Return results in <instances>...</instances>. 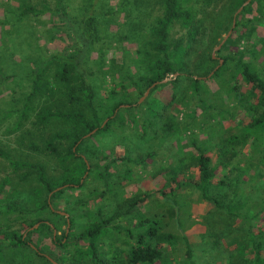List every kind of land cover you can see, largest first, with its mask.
<instances>
[{"label": "trees", "instance_id": "trees-1", "mask_svg": "<svg viewBox=\"0 0 264 264\" xmlns=\"http://www.w3.org/2000/svg\"><path fill=\"white\" fill-rule=\"evenodd\" d=\"M108 1L39 0V7L24 0L18 1L19 6L15 12L17 19L25 15L35 19L37 15L47 12L48 22L53 28H57L55 30L71 29V18L66 15L68 7L75 11L83 10L85 13L81 19L82 27L64 31L65 35L72 39L65 51L40 54V60L33 54L34 50L29 52L28 58L34 63L26 73L32 76L30 87L24 91L21 100L17 97L20 104L16 108L18 117L16 125L13 126V129H17L23 119L29 121V125L20 130L21 135L28 137H15L17 146L23 147L26 150L23 154L26 155L11 160L8 158V152L0 149V154L7 159L12 171L18 170L19 178L23 181L22 187L18 188L9 185L8 177L0 179V264H175V258L167 254L174 253L179 242L182 243V257L190 258L192 251L188 240L183 233H178L181 205L174 197L178 189L185 184L195 188L216 210L244 223L242 235L247 237L248 247L240 244L238 254L245 264H264V229L261 224L254 222L257 215L263 211L264 201L251 210L247 202H243L250 194L242 197V203H223L208 190L210 184H230L227 171L245 165L244 161L239 164L242 160L237 156L241 154V148L253 144L256 133H264V76L253 68L250 62L243 59L246 49L237 46L240 38L253 40L250 52L256 54L262 49L261 52L264 53V35L257 34L256 24L250 23L258 19L256 15L264 17V0H248L234 16L233 10L244 0H230L232 11L228 19L221 18L220 15V19H217L214 27L209 30L211 35L208 48L218 42V36L231 27L234 18L230 33L216 51L222 58V63L213 69L210 77L221 78L222 74H226L221 78L225 86L224 93L227 97L228 94L236 97L243 106V112L250 116L248 121L242 124L238 134L231 132L226 137H215L220 133H208L211 137H206L205 143L198 141L196 130L202 127V123H209V119L214 117V111L220 117L231 118L234 106L230 104L213 108V104L202 98L204 80L199 76L208 73L217 64L210 52L203 55L201 53L194 61L191 71L195 74L189 75L186 71L187 59L184 56H188L192 51L188 44L194 40L199 28L202 33L205 32V27H200L204 17L195 21L193 17L197 15V11L192 10L189 5L182 6L180 0H158L161 5L160 13L153 21L147 22L144 28L145 22L141 19L143 12L142 8L140 9L143 0H116L114 4ZM112 8L118 11L131 10L135 13H124L121 19H117V11ZM246 10H252L255 16L252 19L242 18ZM138 16L139 19L135 20ZM25 18L30 20L28 16ZM175 21L187 26L185 45L181 44V37L174 43L168 41L169 29ZM99 22L104 24L98 27ZM110 23L116 24V29L111 30ZM31 28V20L21 25L22 32H31L33 35ZM142 28L147 30L149 36H145L143 41L149 40L148 44H151L152 48V54L149 56L151 59L143 62L144 72L134 76L126 72L122 79L115 80L113 72L116 70L112 68L111 72L109 71L112 64L109 60L106 71L110 72L114 84L105 87V97L102 94L95 95L97 87H93V80H88L87 77L94 72L96 75L100 73L102 78L104 70L101 62L105 61L103 55L106 43L111 39L121 41L124 36L141 32ZM103 37L107 39L104 40ZM234 41L235 47L230 49L229 46L233 45ZM255 42L260 44L259 48ZM92 50L98 58L89 57L91 60H88L86 55ZM174 71H178V74L149 89L150 94L160 85H170L169 101L162 102L159 107H152V116H159L166 107L171 108L172 102L184 106L189 97L194 96L195 103L201 106L200 111L205 117L197 121L199 124L194 125L189 119L178 118V112L175 110L174 115L166 114L159 121V133H156L151 127L152 121L142 119L143 125L135 127L136 115L125 117L129 106L116 109L119 104L130 103L125 97V92L121 94L120 99L115 98L119 89L129 92L131 88H136L138 96L152 81ZM11 72L8 75L11 76ZM184 76L189 80L188 90L178 96L179 82ZM134 77L137 80L132 79ZM126 80L129 83H125ZM147 98L142 103H147ZM244 102L245 104H242ZM191 109L193 115L195 106ZM123 116L133 135L139 131V136L146 137V132L150 131L151 137L158 134L163 140L172 141L186 133L183 147L188 150L177 154L175 163H169L166 167L153 164L151 169H155V172L150 174L151 177L161 171L167 172V182L162 184L165 190H156L161 192L162 202L173 204L167 207L169 211L155 210L150 213L138 207V203L149 199L150 192H153L148 189L143 191L136 187L128 195L123 193L124 181L132 183L138 176L137 171L136 174L132 172L128 163L134 161L141 171L147 169V160L154 153L152 149L136 157H130L129 153L112 155L110 150H103L100 141H93V137H90L108 129L114 120L123 119ZM105 117H108L107 120L100 125ZM53 121L58 123V126L48 134H42L44 130L51 128ZM238 123L239 119L233 126ZM93 128L96 129L90 136L82 137ZM33 135L36 137H31ZM212 148L216 152L214 161H211L212 155L209 152ZM37 153L54 159L58 171L47 173L41 162L27 157ZM186 153L187 155H184ZM263 159L264 151L259 157V160ZM117 160L126 162L128 166L122 168L120 178L112 181L115 174H118ZM189 165L196 167L198 175L193 182L181 176L182 168ZM51 168L54 169V166L51 165ZM216 169L223 172L217 175ZM84 172L85 177L80 180ZM254 175L255 173L252 178ZM131 179L132 181H129ZM239 179L244 182L247 179L246 174L239 175ZM60 201L63 202L62 205L58 203ZM165 215H168V220L173 223L177 232L164 229L169 222L164 221ZM35 223L37 224L34 226ZM119 234L121 235L118 237ZM105 237L112 239L104 241ZM119 239L124 241L123 247L116 243Z\"/></svg>", "mask_w": 264, "mask_h": 264}, {"label": "rangeland", "instance_id": "rangeland-1", "mask_svg": "<svg viewBox=\"0 0 264 264\" xmlns=\"http://www.w3.org/2000/svg\"><path fill=\"white\" fill-rule=\"evenodd\" d=\"M18 1L0 0V149L8 152V158H10L11 160L15 158L20 159L22 155H26L23 154L26 150L23 147L17 146L15 137H28L21 135L20 130L23 129V127L28 126L29 121L28 119H23L21 121V125L17 129H13V126L16 125L15 122L17 121L18 117L16 108L20 104V101L17 100V97H19V99L21 100L24 91H27V89H29L30 87L32 76L26 73L31 70V67L34 66V63L31 62V60H29L28 58L30 54L29 52L34 50L33 54L37 56L36 58L38 60H40V54L46 55L48 52L65 51L66 48H69L72 39L70 40V38L65 35L64 31H70L72 28L78 29L79 27H82L81 19L83 18L85 13L83 12V10L75 11L72 10V8L68 7L66 15L71 18V29L55 30L57 28H53L50 25V22H48L49 14L47 12L41 15H37V18L35 19L31 18L30 15H25L24 17L22 16L20 19H17L15 12L17 10V7L19 6ZM63 1L65 2L66 0ZM115 1L116 0H109L108 2L114 4ZM180 1L182 6L189 5L192 10L197 11V15L193 17L195 21H197L196 19L200 17H204V21L200 23V27H202V29L203 27H205V32L202 33L201 28H199L194 40L191 41L190 44H188L192 51L188 56H184V58L187 59L186 71L189 75L195 74L191 71L194 61L199 56L207 52H210L212 58L217 60V64H215L210 70L213 71V69H215L222 63V58L216 53V51L225 39L217 47L215 46L219 43L223 35L230 27L218 36L219 40L217 43L209 46L208 48V39L210 37L209 35H211L209 33V30L210 28L214 27L215 21L217 19H220V15L221 18L224 17V19H228V15L230 14V11H232V9H230L232 2L230 3V0ZM24 2L34 3L33 5L37 7L41 6L39 4V0H24ZM142 3L143 4L140 7V9L142 8L141 11L143 12L141 19H144V28H146L147 22L153 21L154 17L160 13L161 5L158 0H143ZM112 9L117 11L115 12L116 15L118 14V18L116 17L117 19H121L124 13H135L131 12V10L125 11L121 9L118 11L116 8ZM236 9L233 10L232 14H234ZM243 15L244 16L242 18L250 19L255 16L253 15L252 10H246ZM26 16H28L32 21V28L30 30L32 31L33 35L31 34V32L25 33L21 31V25H23V23L26 21H30L26 20ZM256 17H258V19L255 22L250 21V23L256 24L255 29L257 34L264 35V17L257 15ZM138 19L139 16L135 18V20ZM54 21L56 22L55 19ZM102 21L103 20H100V22ZM100 22L98 27H101L102 24H104ZM116 27L117 26L114 23L109 24V28L111 30L116 29ZM186 30L187 26L182 25L179 21L173 22L167 36L169 43H174L177 38L181 37V44L185 45L187 37ZM76 33L77 31H75V34ZM131 35L132 36H124L121 41L111 39L109 43H106L103 55L105 61L103 63L101 62V67L104 70L102 72V78L100 76V73L96 75L94 74V72L87 77L88 80H93V87H97L95 95L101 96L102 94L103 97H105L107 95L106 89L114 84L111 80V75L109 74L112 68L116 70L113 72L115 80L116 78L120 79L126 72H129L132 76L136 75L137 73L144 72L143 62L151 59V57L149 56H151L152 54L151 44H148L149 40L148 42L143 41L144 39H146L145 36L147 38L149 37L147 30H144L142 28L141 32H136L135 34L132 33ZM103 39L105 40L107 38L103 37ZM251 41L245 40V38H240L238 40L237 46L238 48L246 49L243 59L250 62L253 68L258 70L259 73L264 76V53L261 52L262 49H260L256 54H252L250 50L252 49L254 43L253 40ZM234 44H236L235 41L233 42V45L229 46V48L234 49ZM255 45L258 48L260 47V44L256 42ZM223 50L225 51L226 49ZM38 51L40 52L38 53ZM86 57L88 60H91L90 58L94 57L98 58L94 50H92L89 55H86ZM109 60L112 61V64L109 68L110 72L106 71ZM90 69L92 70V68ZM10 70H12V72ZM210 71L199 76L204 80L202 84V98L210 104H213V108L221 105L228 106L230 104H232L234 108L232 109L233 114L231 118L226 119L220 117L219 114L215 113L216 111H214V117L212 119H209V123H202L203 125L202 127H200V129L196 128L197 130L195 136L198 137V141L200 143L207 142L206 137H211L209 136L210 133H214L215 135L216 133H220L219 136L216 135L215 137H226L231 132L238 134V131L241 128L242 124L246 123L250 116L247 113L243 112V106L239 104L238 100H236V97H234L233 95L231 96V94H228L227 97V95L224 93L225 86H223V79L221 78L222 76H226V74H222L221 78H211ZM9 72L12 73L11 76L8 75ZM177 74L178 71L169 72L164 77L157 79L158 82H156L155 84L167 82L171 77H174ZM132 79L137 80L136 77ZM99 80H101V82H99ZM125 83L129 82L127 81ZM188 83V77L184 76L183 79L179 82V89L177 90L178 96L186 93V90H188ZM152 86L148 88L146 94H144L141 98L139 97L142 95L147 86L138 96L136 94V88H131V90H128L129 92H126L127 90L123 91L119 89V94H116L115 96L116 99H120L121 94L125 92V97L129 99L130 103L119 104L116 109L118 107L129 106L127 111H125V117L131 118L132 115L135 114L136 116L134 118H136L137 121L135 127L143 125L141 120L145 119V121H152L153 124L151 127L155 129L156 133H159V121H161L166 114L170 113L171 115H174L175 110H177L178 112V118L185 120L189 119L194 125L200 123L197 122L198 120L205 119V117L202 116V112L200 111L201 106L195 103L196 100L194 96L189 97L188 103H185L184 106L179 103L176 104L172 102L171 108L170 106L169 108L166 107L159 116L153 117L152 107H159L162 102L166 103L169 101L170 85L168 83L160 85L156 89H154L152 93L149 94V89ZM146 98L148 102L142 103V101ZM134 99L135 101H133ZM242 104H245V102ZM194 106L195 110L192 115L191 108ZM11 109H13V111H11ZM116 109H114V111ZM8 110H10V114H8ZM252 114L253 113H251V115ZM107 118L108 117H105L104 119L107 120ZM237 119H239L240 123H238V125L236 126H233ZM103 120L101 124L106 121L105 120L103 122ZM124 120L125 119L123 116V119L118 118L114 120V122L110 124L111 126L108 129L99 131L96 135H91L94 131L85 136L84 133L82 137L91 135L90 137H93V141H100L99 144L102 145L103 150H110L112 155L129 153L130 157H136L137 155L139 156L140 154H143L146 150L149 151L152 149L154 153L147 160V162L149 163L147 169L141 171L140 169H138L134 161H132L133 163H128L129 168H132L131 170L134 174H136L135 171H137L138 179L135 178L136 180L132 183H127V180L124 181L123 193L125 195H128L129 193L134 191L136 187L139 188V190L143 191H145V189H148L149 191L153 192H150L151 194L149 195V199H146L142 203H138V207L142 208V210L146 209L150 211V213L155 210H167V207L173 204L167 201L162 202L163 196L160 195L161 192L156 190L157 188L161 190L163 189V191L165 190V186H162V184L163 182H167V179H165V176H167V172L164 173L163 171H161L156 174L155 177H151L150 174L155 172V169H151L153 164H161V166L166 167V165L169 163H175L176 155H179L184 150H188L187 147H183L184 140L186 139V133L181 134L183 135L182 137H175L176 139L172 141L170 139L163 140L162 137H160L158 134H156V137H151L150 131L146 132V137H141L139 136V131L137 130L138 132L135 133L137 135L136 136L131 133V128L128 126L129 124H126ZM56 126H58V123L53 121L51 128L48 130H44L42 134H48L51 129ZM195 127L196 126H194V129ZM31 137L36 136L33 135ZM254 137L255 139L253 144H248L246 148V145L243 146L241 148V154L237 155L238 159L242 160V162L239 161V164H242L244 161L245 165L236 168H230V170L227 171L230 184L228 185L224 183L219 186L210 184L208 188L209 193L213 194L223 203H235V201L242 203V197L245 194H250L247 200L243 202H247L250 207L249 209L251 210L252 207H256L259 202L264 201V159L259 160L262 151H264V133H256ZM209 152L212 155L211 161H214V158L216 156L214 154L216 153L215 149L212 148ZM184 155H187V153ZM27 157L41 162L47 173L58 171L54 159L48 158V156L44 154L37 153ZM116 163V172L118 174H115V176L112 178V181H114L115 178H120L119 174H122V168H126L128 166L127 163L122 160H117ZM51 165L54 166V169L51 168ZM111 166L113 167L114 165ZM222 172L223 171L216 169L217 175H220ZM254 173L255 175L252 178V175ZM85 174L86 172L83 173L80 180L85 177ZM242 174H246L247 176V179L244 180V182L242 179H239V175ZM181 176H183L184 179L186 178L187 181L193 182L197 179L198 176L196 167L194 165H189L185 168H182ZM3 177L9 178V185H15L18 188L22 187L23 181H21V179L19 178L18 170L12 171L7 162V159L4 157V155L0 154V179ZM129 181H132V179ZM111 188L116 189V187ZM116 190L119 189L117 188ZM75 192L80 193L77 190H75ZM174 197L179 201L181 205V209L179 210L180 225L179 228L177 227L180 231H178V233H183V235L188 240L192 251V255L190 258L182 257L183 248L182 243L179 242L176 251L174 253L167 254V256L175 258V264L246 263L245 261H242L237 251L240 244L248 247L247 237L242 235L245 229V225L244 223H242V221L235 217L227 216L223 212L216 210L209 201L203 199L199 195L198 191L188 184L181 186L178 189L177 193H175ZM58 203H61L62 205L63 202L60 201ZM262 209L263 211L257 215V217L254 219V222H256L257 224H261L262 228L264 229V207ZM163 219L166 222L169 221L168 215H165ZM164 229L177 232L176 228H174L173 226V223H171L170 221L166 224V226H164ZM120 235L121 234H119L118 237ZM108 238L112 239L111 237ZM108 238L105 237L104 241H107ZM116 243L120 244L121 247H123L124 245V241L122 239H119Z\"/></svg>", "mask_w": 264, "mask_h": 264}, {"label": "water", "instance_id": "water-1", "mask_svg": "<svg viewBox=\"0 0 264 264\" xmlns=\"http://www.w3.org/2000/svg\"><path fill=\"white\" fill-rule=\"evenodd\" d=\"M248 0H244L242 3H241V5H239L238 7H237V9L235 10V12H234V14H233V16L236 14V12H238L240 9H241V7H242V5L243 4H245L246 2H247ZM234 25V18L232 19V22H231V27ZM231 27L226 31V33L223 35V37L221 38V40L219 41V43L215 46V47H217L226 37H227V35L229 34V32H230V30H231ZM219 62H220V60H219ZM212 71H210V73H211ZM209 73V74H210ZM208 74V75H209ZM164 79V78H163ZM162 80V79H161ZM156 82H158L157 80L156 81H152L147 87H146V89L144 90V92L142 93V95L139 97V98H141L144 94H146V92H147V90H148V88L150 87V86H152V85H154ZM106 119H104L103 120V122L105 121ZM100 125H102V124H100ZM94 129L95 128H93V129H91L90 131H88V132H86L85 134H84V136L85 135H88L89 133H91L92 131H94ZM87 166V165H86ZM56 188H58V187H55V189ZM36 225V224H35Z\"/></svg>", "mask_w": 264, "mask_h": 264}]
</instances>
